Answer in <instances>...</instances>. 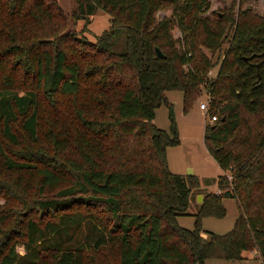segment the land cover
<instances>
[{
    "label": "trees",
    "instance_id": "trees-1",
    "mask_svg": "<svg viewBox=\"0 0 264 264\" xmlns=\"http://www.w3.org/2000/svg\"><path fill=\"white\" fill-rule=\"evenodd\" d=\"M235 2L208 13L210 0H74L76 31L58 0H0V264H205L253 250L264 264V16ZM99 8L111 26L90 41ZM172 90L185 112L209 94L204 144L229 171L191 229L177 217L199 180L166 154L180 143ZM161 104L168 130L153 122ZM224 197L233 227L205 232Z\"/></svg>",
    "mask_w": 264,
    "mask_h": 264
},
{
    "label": "rangeland",
    "instance_id": "rangeland-1",
    "mask_svg": "<svg viewBox=\"0 0 264 264\" xmlns=\"http://www.w3.org/2000/svg\"><path fill=\"white\" fill-rule=\"evenodd\" d=\"M62 5V8L68 18V29L80 31L83 28L84 21L75 19L72 16L75 8L74 0H58ZM211 7L208 11L212 10H224V7H230L234 5V12L237 13L238 5L232 3L233 0H210ZM235 1V0H234ZM242 7H250L256 13L264 16V0H243ZM221 11V12H222ZM172 8L160 9L156 13L158 20L164 17L170 16ZM220 13V12H219ZM110 15L103 9H97L92 16H90L89 22L83 32V37L87 40L94 41L95 38L103 31L109 30L111 26ZM173 38L176 41V48L183 47L181 42V30L176 26L172 29ZM227 47V41H224L222 48ZM209 55V51L204 49ZM221 57V55H220ZM218 54L212 56L213 61L219 62ZM217 66L210 70V76H214L217 71ZM166 96L172 104V110L175 115L176 124L179 131L180 143L176 146L167 148V160L168 166L171 172L180 173L187 176H197L199 180V186L193 188L190 197V206L187 212L177 217L178 223L186 228L191 229L193 227L194 216L193 214L198 208L197 194H204L208 191H215L217 187V176L224 172L214 158L208 153L204 144V131L207 123H211V117L208 114L209 107V94L202 90L194 104L185 112L183 109L182 92L181 91H166ZM200 103H205L206 109L199 108ZM153 122L161 129H169V109L167 105L161 104L155 112ZM192 170V174L187 173ZM4 203V199L0 197V205ZM224 206L227 210L226 215L223 218L205 217L203 219V230L205 232L212 231L215 233H225L229 231L234 224V221L238 215V209L236 201L230 197L223 198ZM206 234V233H205ZM16 250L22 253L21 245L16 246ZM261 261L259 254L256 257L248 255L243 260H225L208 258L205 260V264H259Z\"/></svg>",
    "mask_w": 264,
    "mask_h": 264
},
{
    "label": "crops",
    "instance_id": "crops-1",
    "mask_svg": "<svg viewBox=\"0 0 264 264\" xmlns=\"http://www.w3.org/2000/svg\"><path fill=\"white\" fill-rule=\"evenodd\" d=\"M224 173H225V174H229V171H224V172L221 173V174H224ZM187 174H188V173H187ZM191 174H192V170H191ZM216 183H217V182H216ZM208 192H211V191H208ZM214 192H219L218 187H216V190H215ZM199 195H201V196H202V199H203V194H197L196 197H198ZM201 201H202V200H201ZM198 202H199V201H198ZM257 253H258L257 250H253L250 254L256 257ZM250 254H249V255H250Z\"/></svg>",
    "mask_w": 264,
    "mask_h": 264
},
{
    "label": "water",
    "instance_id": "water-1",
    "mask_svg": "<svg viewBox=\"0 0 264 264\" xmlns=\"http://www.w3.org/2000/svg\"><path fill=\"white\" fill-rule=\"evenodd\" d=\"M155 51H156L157 56L164 57V54L161 52V50L158 47L155 48ZM188 174L189 175L191 174V170L188 172ZM201 200H202V196L199 195L198 196V201L201 202Z\"/></svg>",
    "mask_w": 264,
    "mask_h": 264
},
{
    "label": "built area",
    "instance_id": "built-area-1",
    "mask_svg": "<svg viewBox=\"0 0 264 264\" xmlns=\"http://www.w3.org/2000/svg\"><path fill=\"white\" fill-rule=\"evenodd\" d=\"M199 108L202 109V110H205V109H206V105H205V103H200ZM214 119H215L214 117L211 118L212 121H213ZM259 264H263V262H262V261H259Z\"/></svg>",
    "mask_w": 264,
    "mask_h": 264
}]
</instances>
